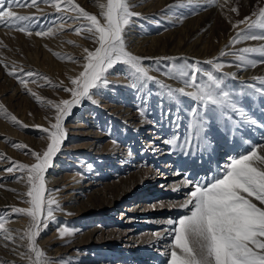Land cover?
Returning <instances> with one entry per match:
<instances>
[{"label": "bare ground", "instance_id": "6f19581e", "mask_svg": "<svg viewBox=\"0 0 264 264\" xmlns=\"http://www.w3.org/2000/svg\"><path fill=\"white\" fill-rule=\"evenodd\" d=\"M41 1L42 0H37L38 7H13L12 10H15V12L20 15L28 13L31 16L34 15L41 19L45 17L49 19L54 13L50 14L47 12L49 6ZM88 1L96 5V13L100 14L103 19V12L106 10L107 0H81L79 1L80 7H88ZM232 1L233 0H128L131 6L130 10L139 13V16H135L131 22L137 26H134L129 33L125 35L126 49L143 59L151 56H155V59H161L179 55L194 57L207 61L206 63L211 61L212 63L208 64L213 70L217 69L220 71V69H227V71L233 75H237L235 77L240 80L249 77V75L262 76L264 75V54H262L259 49L264 48V40L245 39L242 36L239 43H232L233 38L236 37L237 33L241 32V30H245L250 35H256L258 32L254 28H248L249 23L255 22L252 20L253 18L249 19L244 24L237 23L235 26L233 25L234 23L229 19L232 15V5H234ZM254 1L255 0H242L240 9L241 20H245V18L248 17ZM57 2L60 4L63 3V5H61L63 7L66 5L68 6L67 1L64 2V0H54L52 4ZM177 4H180L181 7H175ZM221 9L226 15L224 18L225 20H223V25L218 26L221 21H215L214 15L215 13L219 15ZM66 12L73 17V19L68 22L59 21L61 22L60 24H50L47 25V27L44 22L27 23V25L29 24L27 30L32 33L31 35L27 34V31L23 33L24 35L19 34V32L1 25L0 33L2 36L5 34L8 37L7 33L11 35L16 34L23 36L22 39L27 42L36 41V44L39 42V44L41 43L40 45L43 44L49 47L53 55L60 60V63H56V67L54 66L53 68L51 67L52 65L47 66L44 64L41 65L40 63L39 65L38 62L31 58L26 59L25 57H18L19 55H12L9 52V55L5 56L3 60L5 59L7 61L6 63L15 64L16 68L12 67L13 69H11L21 70L23 74L21 79L24 80V83L19 81L17 84L14 83V86H12L13 83L11 82L9 88L13 90V95L19 97L21 95L24 96L25 93L33 95L32 83H30L31 81L29 82V80L30 78H35L36 75H40V78L34 81L37 86H41H38V88H40L39 90L49 91L55 88L60 89L62 86L65 88L73 86L71 81L75 79L77 76L76 74L80 72L79 70H81L82 65L86 61L87 54L83 53L82 47H73L71 45L73 42L71 43L68 37L71 32L65 31L64 28L72 26V31L81 38V42L79 43L83 45V48L87 45H91L92 47V44H90L92 38L90 34L84 31H76L80 29L81 25L85 22L77 20L74 17V15L77 16V14L71 10ZM142 15H152L153 17L157 15L158 20L153 21V25L147 26L146 23L140 22L143 20L141 19ZM228 19L230 21L227 23ZM161 28H163L162 33H156L161 30ZM214 28L215 31H213ZM37 31L47 32L48 34L37 36L35 34ZM261 33V35H264V31ZM227 47L232 49L230 51H235V53L228 56L226 60H222V58H219V54ZM244 48H255L257 51L250 54L243 53L242 51L236 53L237 49L242 50ZM257 56L262 57L258 60L256 58ZM241 57H243V59H241ZM0 58L2 57L0 56ZM235 60L240 63H236ZM2 63L3 62H1V64ZM217 64L222 65V67L217 68ZM204 65V63L197 62V66ZM17 66H19V68H17ZM59 68L61 72L57 71ZM28 72H32L33 76L28 77ZM215 73L217 74L219 72L215 71ZM246 85L250 86L252 84L247 83ZM248 89H250V93H253L252 88ZM4 91L5 90L0 88V137H3L12 145L13 151L11 150L12 153L10 152V155L8 154L9 158H2L4 157V153L0 149V159H3L0 160V165H3L2 168L10 163V159L13 158L11 154L13 153H15V156L20 155L27 159V155L31 153L27 151L28 147H26L24 143L27 137H32L23 133H16L12 130L11 126H8L11 122H8L6 110L3 109L5 106H3L4 97H1ZM104 92L106 93L103 94V96L96 97L99 101H103V103L107 102L102 106L104 108H100V110L91 107L86 113H82L80 116L81 119H76L73 123L70 122L66 125V128H64L66 135L70 134V136H72L71 138H76L74 142L77 140L80 142L74 144L73 147H61L63 148L62 153L64 152L66 155H60L57 166L50 170H48V168V173L45 175V182L47 183L45 188L46 192H48L46 198L54 201V204L57 206V208L53 210V216L58 217L59 215L60 217L61 215L62 221L68 220L73 223H80L79 219L82 218V215H85L84 220L85 222L86 220L88 221V227L94 225L92 229H90L94 232V235H91V238L88 239H80L81 241L89 240L88 242H82L81 244L73 243L70 246L73 249L76 247L78 249L84 248V256L80 255L75 249L64 256L62 263L66 264L64 263V261H66L68 264H168L174 236L173 229L175 227L174 225H170L168 221L176 220L183 215L190 214L189 209L191 205H189L188 208L181 207V205L186 202V194L193 190L191 185L186 184L185 181L193 177L197 179L203 178L205 180L212 179L222 170L224 165L229 162L230 158L245 154L253 147H257L259 151L260 146H264V136L260 138V142H257V144H250V147H245L243 145L244 147H242V145L238 146L235 142L230 141L226 143L223 136L218 139V141H220L219 143L218 141H209L205 136L200 135L202 139L200 145L205 146V149L206 147L209 148V146H211V148L219 146L213 150L216 153L210 152L212 155L214 153V155L207 160L205 157L202 159L197 157L193 151L185 155L178 149L173 150L170 148L167 141H170L171 135H168L166 132V124H171L176 130L183 132L185 126L184 119H182L181 116L178 118L179 111H182L179 110L182 107L181 105L179 106L176 102L171 103L170 106L167 105L165 109L163 108L164 111H162L160 108L164 103L158 100L156 102L152 101L149 93L144 92V94H146L145 97L142 95L143 93H138L137 90L134 92L125 87V89L121 90V94L107 100L106 96L109 92L107 90H104ZM143 98L146 99L144 103L142 102ZM187 98L189 99V97H186V99ZM33 99L37 100L38 104L44 107L45 113L47 111V114H50L49 108L53 105L50 99L44 98L41 94H35ZM149 100H151L153 105L158 106L156 110L146 105V102ZM169 100L168 102H170ZM194 106L195 104L192 106V109ZM170 107H172L173 110H170ZM262 109H264V107ZM262 109L258 110V113L261 114L257 115L260 119L264 120V110ZM147 111L153 112V118L151 120L146 117L149 115H145ZM177 111L179 113L174 117V113ZM250 111L251 110L248 112ZM183 112L184 111H182V114ZM200 118V111L198 109L197 115L194 117V122ZM253 118H251V120H253ZM44 119H46V121H41L43 123L41 125L43 127H40L41 129L49 128V121L47 122V119H50L48 117ZM13 121L12 119V122ZM38 121L39 120H37V122ZM214 124L216 123L214 122ZM115 125L117 128L113 129ZM262 127H264V125ZM117 129H121L120 132L122 131V134L124 133L129 137L130 143L125 142V135L120 136L122 135L121 133L117 134ZM263 130L264 128H262V131ZM120 137L124 142L120 140ZM257 139L259 138L257 137ZM119 141H122V143ZM15 145H20V147ZM261 154H264V152H261ZM86 159L88 160L86 161ZM77 160H81L84 163L79 164ZM74 164L80 165L81 170H72ZM17 166L18 164L15 162L9 167L0 170V208L5 204H24V202L29 199L27 196L29 190H27L28 187L24 183L29 173L26 170H18ZM9 168H11L12 171L6 170ZM66 168L70 171L66 170ZM7 176H12L16 180H11ZM74 178H76L77 181L74 180V182L70 183V180ZM100 187L102 188L101 192L104 201H106V196H108V198L111 197L109 198V204L105 211L94 217L92 213L83 212L80 203L88 201L90 195L97 193ZM116 208L120 210V212H118V217L111 215ZM62 210L64 213H62ZM7 211L11 212V217L12 214L15 215L13 208H8ZM2 212L4 211H1V213ZM5 214L4 216H0L2 220L1 223L3 224V227L0 228V264H23L28 260L29 256L28 250H24L26 239L23 236L24 221L27 219L25 216H17L13 219L8 217L5 218ZM157 215L160 217L155 218ZM46 218L47 217H45V219ZM97 218L100 219L101 223L95 225L94 220ZM153 220H157L158 225L153 224ZM80 226H83V224ZM80 226H74L75 228H72V230ZM59 227L63 228V225L61 224ZM146 227H156V231L148 230ZM55 233L56 231L53 234ZM53 234L49 239L46 238L40 242L46 244L57 242V240L51 242L55 237ZM91 239L94 240L90 242ZM43 243L41 245H43ZM49 249L50 248H48V250ZM100 250L105 252H98Z\"/></svg>", "mask_w": 264, "mask_h": 264}, {"label": "snow or ice", "instance_id": "6c2138e0", "mask_svg": "<svg viewBox=\"0 0 264 264\" xmlns=\"http://www.w3.org/2000/svg\"><path fill=\"white\" fill-rule=\"evenodd\" d=\"M70 10L80 13L87 24L81 25L76 31H84L98 45L94 50L88 51L84 70L79 76L72 79L73 87L66 88L71 94V99L62 100L55 105L57 115L55 122L50 128L41 131L47 134L50 143L47 150L40 153L33 152L36 163L31 166L19 164L18 170H26L30 184L27 196L30 198L29 209H14L15 213H23L31 217L32 227L30 232L29 248L36 254L37 261L44 253L35 244L39 236V229L44 225L42 215L52 218L55 203L45 197V172L51 166L53 157L61 149L66 137L63 122L71 114L74 107L81 105L84 100H91L93 90H98L107 84L106 74L117 64L129 66L137 74L138 79H153L142 67V59L126 49L125 29L132 22V18L139 13L130 10L128 0H107L106 10L103 12V20L96 15L89 14L78 4L67 0ZM38 7L37 0H0V25L14 28L19 31H27L23 23L34 17L22 16L12 10L13 7ZM57 11H61L60 3L53 5ZM233 11H236L233 9ZM264 20V10L261 11ZM250 18L239 21L244 24ZM259 27L264 31V22L259 24L249 23L248 28ZM37 36L47 35V32L37 31ZM261 39L264 35H250L245 30L237 33L232 43H239L240 38ZM243 53L256 52L255 48H244ZM264 54V48L259 49ZM243 59V57H241ZM208 63H212L209 61ZM217 68L222 65L217 64ZM191 72V74H189ZM197 73L206 76V82H198ZM15 75V72L10 73ZM177 75L185 84V88H168V95L191 97L197 104L192 109V116L201 113L218 114L221 120H232V114L243 116V111L238 107V100L233 93L226 90L223 79L217 78L212 72H205L197 67V62L177 70ZM28 77L33 73L28 72ZM264 83V78H259ZM24 83V80H20ZM168 87V86H164ZM249 87L254 92L264 95V88L256 89L254 85ZM95 102V101H93ZM15 120V117L12 118ZM17 123H19L17 121ZM206 118L196 120L193 127L196 138L201 139L200 134L204 131ZM255 124L256 121H251ZM167 143L176 144L175 139ZM20 147V145H15ZM192 146L191 139L179 145V149L185 155ZM264 146L251 148L247 153L238 157L230 158L222 170L210 180L193 177L185 183L192 189L186 194V202L182 208H188L190 214L183 215L176 220H169L174 225V236L171 245L170 259L168 264H264ZM15 163V162H13ZM12 171L11 168L6 169ZM253 200L258 201L257 203ZM3 224L0 223V228ZM35 264V262H34Z\"/></svg>", "mask_w": 264, "mask_h": 264}, {"label": "rangeland", "instance_id": "374dc122", "mask_svg": "<svg viewBox=\"0 0 264 264\" xmlns=\"http://www.w3.org/2000/svg\"><path fill=\"white\" fill-rule=\"evenodd\" d=\"M53 1L54 0H42L41 2L45 3L49 6L47 8V12H49L50 14H52V13H54V14L51 15V17H49V19H47L46 17H45L46 19L45 18L41 19V18L35 17L33 15L35 19L29 20L26 22H21L24 24L26 29L29 25V24L27 25V23L33 24L35 22L36 23L37 22H44V24L46 23L45 26L47 27V25H50V24L56 25L57 23L60 24L62 21L68 22L71 19H73V17L70 14H67V12H66V11L70 10L67 5L65 7L61 6L63 10L58 12L56 10V8L53 6L54 4H52ZM66 1L67 0H64V2H66ZM79 1H81V0H72L73 3L78 4L80 6ZM86 2H85V4H86ZM88 3H89V1H88ZM64 4H66V3H64ZM232 4H234V5H232V9H235L236 11L232 10V15L229 19L234 23L233 25L235 26L239 21H242L240 18V9H241V5H242V0H233ZM252 4L253 5L251 6V10H250L248 17L250 19L253 18L252 20L255 22H253V21L252 22L255 24H259L261 22H264V20H262V17H261V11L264 10V0H255ZM60 5H63V3ZM95 6L96 5H94L93 3L90 2L88 7H85V8L82 6L81 7L85 11H87L89 14L96 15L98 17V19H100L101 23H103L104 20L102 19V16L100 14L96 13ZM176 6L181 7L180 4L175 5V7ZM13 11L15 12V10H13ZM71 11L74 12L75 14H77V16L74 15V17L77 20L85 22L83 25L87 24V21L81 17L79 12L74 11V10H71ZM152 15H154V14H152ZM152 15H150V16H152ZM225 15L226 14H225V12H223L222 9H221V12H219V15L217 13H215V15H214L215 21H218V20L221 21V23H219L218 26L223 25V20H225L224 19ZM22 16L33 17L28 13L22 14ZM150 16L142 15L141 19H143V20L140 22L146 23L147 26L153 25V21L158 20V16L157 15H155L154 17L153 16L150 17ZM132 19H134V17ZM229 19L227 20V23L230 21ZM59 21H61V22H59ZM134 26H137V25L130 23V25L126 27L125 35L127 33H129V31ZM0 27H2V26L0 25ZM71 27L72 26H69L68 28H64V29H65V31L71 32L70 36H68V37H69L70 42L71 43L73 42L71 44L73 47L74 46L75 47H82L81 49H82L83 53L87 54L88 51H92L95 49V47L98 46L95 44L94 40L91 39L90 44H92V47H91V45H87L86 47L83 48V45H81L79 43V42H81V40H80L81 38L79 37L78 34H76L72 31ZM157 27H158V25H157ZM11 29L19 32V34H23L24 32H26V31L22 32V31H19L17 29H14V28H11ZM254 29L258 31L256 33V35L259 36L262 34L261 33L262 31L259 27H256ZM61 31H64V30H61ZM162 31H163V28H161V30L157 31L156 33H162ZM213 31H215V28ZM7 34H8V37L5 34L2 36L0 33V47H1L0 48V56L2 57V58H0L1 59L0 60V88L5 90L1 97H4L3 106L4 105L6 106V107L4 106L3 109L6 110V114L8 116L7 119L9 120V121L8 120L7 121L11 122L8 124V126H11L12 130H14L16 133H23V134H26V135L32 136V137H27V140L24 143L26 145V147H28L27 151H29L31 153V154L27 155L28 156L27 159H29V160L25 159V157H21L20 155L15 156V153H13V154H11V157H13V158L10 159V163L7 166H4L3 168H2L3 165H0V170L9 167L13 162H16L18 165L24 164V165H28V166H31L34 163H36L35 157H34V155H32V153L35 152V153L42 154L43 152H45L47 150V145L50 143V140L47 138V134L43 133L41 131L40 127H43V126H41L43 124L41 121H44V120L46 121V119H44V118L48 117L50 120L47 119V122L49 121L48 125L50 128V125L55 122V116L57 115L56 108H54L55 105L59 104L62 100L71 99V94L68 91H65L66 88L63 86L60 87V89L55 88L54 90L50 89L49 91L39 90L40 88H38V86L39 87H41V86L40 85L37 86V84L34 81L38 80L40 78V75H36V77H35L36 79L30 78L29 82L31 81L30 83H32V88H33V91L35 94H38V95L41 94V96H44V98L50 99L51 102L53 103L52 107L50 106V108H49L50 109L49 115H51V116H49L47 114V111L45 113V110L43 109L44 107L41 104H38L37 100L33 99V97L35 96L34 93H32L34 96L29 95L28 93H25L24 94L25 97L23 95H21L19 97L17 95L15 96L12 94L13 90L9 88L10 87L9 85H11V82L13 83L12 86H14V83L17 84L21 80V78L23 77V74H22L21 70H12L13 68H16L15 64L6 63L7 61L5 59L3 60V58L5 56L9 55L8 54L9 52L12 55H15V54H16V56L19 55L18 57H22V58L25 57L26 59L31 58V59L35 60L36 62H38V64L40 63L41 65H43V64L47 65V66L52 65L51 67H53V68H54V66L56 67V65L60 63V60L58 58H56L55 55H53L52 51L49 50V47H47L43 44L40 45L41 43L39 44V42H37V44H36V41H28L27 42L26 40L22 39L23 36H21V35L14 34L15 35L14 36L12 34L14 36L13 37L11 34H9V33H7ZM9 35H11V36H9ZM35 44H36V46H35ZM125 44H126V42H125ZM229 47H227L226 49H223L224 51L223 50L221 51V53L219 54V58H222V60H226L228 56L235 53V51L234 52L230 51L232 49H229ZM240 51H241V49H237L236 53H239ZM248 54H250V53H248ZM261 57L257 56L256 58L259 60V59H261ZM219 60H221V59H219ZM219 60H215V61H219ZM1 62H3L5 65L3 63L1 64ZM86 62L87 61H85L84 64ZM185 62H187L188 65H191L193 62H200L202 64L204 63L205 64L204 66H197V67H199L200 69H203L205 72H212L213 75L216 76L217 78H222L224 86L226 87V90H228L230 93L234 94L235 98H237V100H238V107L242 108L241 109L242 111L245 110L244 112L246 113L245 114L243 112L244 113L243 116L230 113L232 115V120L227 121V120H221L219 118L218 114H208V113H201L200 112V116L206 118V120H207V123L204 125V131L200 135L205 136L206 139L209 141H216V142L218 141V139L220 137L223 136L225 138L226 143H229L231 141V142L237 143L238 146L242 145V147H244V146L250 147V144L254 145V144H257V142H260V138H263V136H264V130L262 131V128H264V127H262L264 125V120L260 119V117L258 116L259 114H261V113H258V110L262 109L264 107V95H261L259 92H254L253 88H252L253 93L255 95L253 93H250L249 92L250 89H248V88H251V87H249V85H246V84L250 83V84L254 85L256 89L264 88V83H261V80L259 79V78H264V75H262V76L261 75H249V77L240 80L239 78L235 77L237 75H233L232 73L227 71V69L226 70L220 69V71L217 69L213 70V68L210 67V65L208 63H206L207 61L200 60V59H197L194 57L179 56V55L178 56H171L168 58H161V59H159V58L155 59V56H151V57H147L146 59H142V67L148 72V75L153 78V79H147V80L138 79L137 74L129 66H126L124 64H117L114 68L110 69L108 71V73L106 74L107 84L98 90H93L94 94H93L91 100L86 99V100L82 101L81 105L73 108L71 114H69L65 118L63 125H62L63 128H66V125L68 123H70V122L73 123V121H75L76 119H81L80 116L82 115V113H86V111L89 110L91 107H94L96 109L104 108L102 106L104 104H106L107 102L103 103V101H99L96 98L97 96H100V97L103 96V94L106 93V92H104V90H107L109 92V94L106 96V99L110 100V98L121 94L122 93L121 90L125 89V87H126L127 89H130L131 91L136 92V90H137L138 93L139 92H141V94L143 93L142 95L145 97H146V94H144V92L149 93L150 97L152 98V101L156 102L158 100V101L164 103L160 108L162 111H164V109L167 107V105L170 106L171 103L176 102V104H178L179 106L181 105L182 107L179 110L184 111L183 114H182V111H179L180 113L177 111L174 113V117H175V115L177 116V113H179L178 118L181 116V118L184 119L185 126H184L183 132L180 130H176V128L173 127L171 124H169V125L166 124V128H167L166 132L168 133V135H171L170 140L175 139V141H176L175 145L169 143L170 148H172L173 150H175V149L180 150L179 145L183 144L186 140L191 139L192 146L188 149V152L193 151L197 155V157H200L201 159L204 157L206 160L210 159L211 157H213L214 153H216L215 151H213L214 148L216 149L219 146L213 147V148H211V146H209V148L206 147V149H205V146L200 145L202 143V139L198 140L196 138V131H195V128L193 127V125L195 123L194 122V116H192L191 110H192V106L194 104L196 105L197 102H195L191 97H189V99L188 98L186 99L187 96H177V97L173 98V97L168 95V88H171V89L185 88V84H184L183 80L181 78H179L177 75V70L180 67H183ZM235 62L238 63L239 61L235 60ZM84 64L82 65L83 68L81 67V70H79L80 72L84 70ZM6 66H8L10 68H8ZM17 68H19V66H17ZM5 69H7V70H5ZM23 69H25V68H23ZM59 70H57V71L61 72L60 68H59ZM215 71L219 72L220 74L219 73L216 74ZM12 72H15L16 74L11 75L10 73H12ZM80 72L76 74L77 75L76 78L79 76ZM189 74H191V72H189ZM197 76H198V82H206L207 81L206 76H201L200 73H197ZM9 77L10 78L13 77V78L10 79ZM249 78H250V80H249ZM165 85L168 87L167 88L164 87ZM71 87H73V86H71ZM185 90L191 91L192 89L185 88ZM108 96H109V98H108ZM166 100H167V102H168V100L170 102L167 103ZM93 101H95V102H93ZM144 101H146V99L143 98L142 102L144 103ZM260 101H262V102H260ZM250 102H252V103H250ZM242 104H244L245 106ZM257 104H258V106H257ZM40 105H41V107H40ZM146 105H148L149 108H153V110L154 109L156 110V108H158V106L152 104L151 100L146 102ZM248 108H250V109H248ZM169 109L171 110L172 107H170ZM249 110H251L252 112L251 111L248 112ZM262 110H264V109H262ZM167 111H169V110H167ZM146 113H148V114H146ZM146 113H145V115H149L146 117L151 120L153 118V114H152L153 112L147 111ZM12 116L15 117V120L13 122H12ZM23 116L24 117L27 116V117L24 118ZM244 117H245V119H244ZM251 118H253V120L256 121V123H258L259 125L256 123L253 124V123L249 122V121H253V120H251ZM37 120H39L38 122H40V123H38ZM17 121L19 123H17ZM214 122L216 124H214ZM246 125L247 126L249 125L248 127H250V128H248ZM260 125H262V126H260ZM155 127H156V125H155ZM18 128L20 129V131ZM116 128H117V126L115 125V128L113 127V129H116ZM120 130L121 129H117V134H120V133L122 134V131L120 132ZM148 130H150V129H148ZM253 130H255V131H253ZM125 132H127V131H125ZM124 135L125 134L123 133L120 136H124ZM66 136L67 137H65L63 144L61 146L63 148H65L67 146L73 147L74 144H78L80 142L79 140L74 142V139H76V138H71L72 136H70V134H67ZM256 136L259 139H257ZM42 137H44V138H42ZM128 138L129 137L126 136L125 142L130 143ZM120 140H122L124 142V140L121 139V137H120ZM227 140H228V142H227ZM122 141H119V142L122 143ZM218 142L220 143V141H218ZM1 144H3V145H1ZM0 146H1V148H0L1 151L4 153V157H2V158H6V157L9 158L11 150L13 151L12 145L8 141H6L3 137H0ZM63 148H61L56 153V155L53 157L51 166L49 167L48 170L57 166V163L59 162L58 159H59L60 155H62V156L66 155V154H64V152L62 153ZM198 148H200V149H198ZM3 149H4V151H3ZM210 152L211 153L214 152L213 155ZM209 155H211V156H209ZM142 156H143V154H142ZM0 160H3V159H0ZM87 160L88 159H86V161ZM64 161H66V160H64ZM77 161L79 164L84 163L81 160H77ZM66 170L70 171L67 168H66ZM72 170L80 171L81 167H80V165L74 164ZM47 173L48 172L46 170L45 175ZM7 177L11 180L15 179L12 176H7ZM26 180H27V182H26ZM26 180L24 181V183L28 187L27 190H30V184L28 182V179H26ZM74 180L77 181V179L74 178V179L70 180V183L74 182ZM46 186H47V183L45 184V187ZM115 190H116V188H115ZM101 191H102V188L100 187L99 190H97V193L90 195V197L91 196L92 197L91 198L89 197L88 201H85V203L84 202L80 203V206L81 205L83 206V207L81 206V210L83 212H85V213L87 212L89 214L92 213V215H94V217H96L105 211V209L108 207V204H109L108 201H109V198L111 196L108 198V196L105 195L106 201H104L103 200L104 198H102V192ZM47 194H48V192L45 191V197L47 196ZM47 200H49V199H47ZM253 202L257 203V205L260 206L258 201L253 200ZM91 203H93V204H91ZM5 207H6V209H5ZM30 207H31V204H30V198H29L24 202V204H21V203H17L14 205L13 204H5L0 208V216H4V214L7 213V214H5L6 215L5 218L8 217L10 219H13L17 216H22V217L25 216L27 219L26 221H24L25 223H24V229H23V236L26 239L24 250H28L27 252L29 253V256H28V260H26L23 264H25V263L26 264H34V262H35V264H63L62 259L64 258V256L68 255V253H70L72 250H75V249L80 255L84 256L83 255L84 248L78 249L77 247L76 248L74 247L75 249H73L70 246L73 243L74 244H81L82 242H88L89 240L81 241L80 239H88V238H91V235H94V232H92V230H90V229H92V227L94 225H91L90 227H88L89 226L88 221L86 220V222H85V220H84L85 215H82V218L79 219L80 223H78V222L73 223V222L68 221V220L62 221L61 215H60V217L58 215V217L53 216L52 218H46V219H45L46 216L42 215V221H44V225L41 226L39 229V236L36 239L35 246H37V248L39 250H41L44 253V255L42 258H40L39 261H37L36 254L34 252H32L29 248L30 232L32 230H34L32 227V220H30L31 217L27 216L26 214L23 215V213H15V215L12 214V217H11L10 216L11 212L7 211L8 208L29 209ZM52 207H53V210L57 208V206L55 204H53ZM1 211H4V212L1 213ZM5 211H7V212H5ZM121 211H122V209H121ZM118 212H120V210L119 209L117 210V208H116L115 211H113V213L111 215L118 217ZM62 213H64L63 210H62ZM117 217H115V218H117ZM158 217H160V216H158V215L155 216V218H158ZM1 222H2V220L0 218V223ZM152 222H154L153 224L158 225L157 220H153ZM84 223H85V225H84ZM94 223L96 225L97 223H101V221L99 218H97L94 220ZM61 224L63 225V228L59 227ZM82 224H83V226H80ZM77 225L80 227L75 229V230H72V228H75L74 226H77ZM152 226H154V225H152ZM147 229L153 230L154 232L156 231V227H152V228L148 227ZM55 231H56V233L53 234ZM52 234L55 237L53 238V241H51V242H54V240H57V242L52 243V244L51 243L46 244V243L40 242L46 238L49 239L52 236ZM106 235H108V234H106ZM93 240L94 239H91L90 242H92ZM42 243H43V245H41ZM48 248H50V249L48 250ZM98 252L104 253L105 251L100 250ZM108 252H110V251H108ZM55 255H58V256H55ZM102 255H104V254H102ZM64 263L68 264V262H66V261H64ZM164 264H167V263H164Z\"/></svg>", "mask_w": 264, "mask_h": 264}]
</instances>
